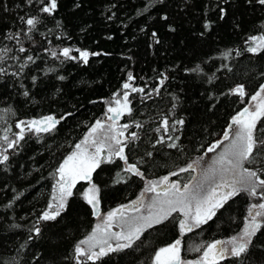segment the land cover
Listing matches in <instances>:
<instances>
[{
  "label": "trees",
  "instance_id": "obj_1",
  "mask_svg": "<svg viewBox=\"0 0 264 264\" xmlns=\"http://www.w3.org/2000/svg\"><path fill=\"white\" fill-rule=\"evenodd\" d=\"M21 2L22 0H7L9 10L6 11L3 7L5 0H0V48L13 49L8 53L9 57L16 56L18 49L14 41L4 38L3 31L6 28L15 31L22 27L17 15L23 16L33 11L27 5L23 8L15 7ZM142 2L143 0H119V11L112 8L111 11L115 12L116 16L108 20L105 18V9L110 7L109 0H84L80 10L71 7V0H61L62 6L57 16L45 20L44 26H40L39 31L34 33L38 43L30 45V42L24 41L28 48L27 54L37 55L35 63L25 68L22 77L16 78L9 73L0 81V137L6 134L4 129L9 128L8 135L11 138V133L18 130L15 123L18 119L44 115L50 111L60 113L66 108L65 100H68V110H72L70 106L79 101L78 110L72 117L57 125L56 133L44 134L43 139L35 135L26 136L19 153L8 149L12 154L9 165L11 171H6L0 166V224L7 221L4 228H0V239L6 240L12 250L0 247V259L7 261L18 250L25 264H35V261L31 260L34 252L43 255L39 264H52L53 256L57 264H75V261L70 259L75 242L96 223V217L90 215V206L79 197L75 199L65 218L67 228L57 229L56 236L45 231L44 236L36 238L30 247L20 249L19 244L27 243L29 222L34 223L33 216L44 207L46 198L50 196L51 177L47 176L49 165L71 150L72 144L87 130L88 122L106 110L104 101L97 97H110L126 78L127 70H131L137 77L138 84L152 85L156 83L155 77L162 72H167L169 76L159 96L154 95L153 99L146 100L143 106L134 101L133 115H126L121 120L125 122L126 119H136L144 123L143 129H137L134 125L129 128V131H139L141 136L136 142L138 150L133 151L131 157L152 150L150 142L161 134L155 131L159 124V114L171 116L172 105L176 104L175 115L186 117L181 138L187 146L185 154L180 155L175 150L168 149L166 144L156 145L155 160L145 167L149 179L166 174L168 170H172L174 164L182 165L195 155L203 154V149L196 150L194 145L201 143L206 147L207 142L217 134H222L228 117L250 99V94L260 83H264V53H250L244 44L249 36L264 31V9L257 6L255 10H251L244 5V0H229L230 11L235 12L241 27L234 28V18L229 16L225 21H218L213 30H204L201 3L206 0H191L192 7L187 9L178 7L182 0H151L154 7H149L147 11L142 9ZM111 3L116 4L117 0H111ZM161 3L166 4L170 21H174L177 26L175 33L166 28L167 22L158 14ZM214 11L213 9L209 12L213 19ZM62 17L71 40L58 35L54 21H59ZM120 21H123V24ZM145 24L148 25L147 29L141 31ZM45 27L51 29L50 34L45 32ZM152 28L161 35V43H154L150 35ZM200 31H205L203 38L198 36ZM111 33L114 35L110 36ZM48 41H51V44ZM72 43L88 47L92 51L103 49V52L98 57H91L89 65H78L76 62L60 65L55 58L41 51L43 47ZM229 48L233 50L230 59L219 55ZM236 48L241 51L239 56L235 53ZM221 63L230 65V70L228 67L220 68ZM6 65L19 67L12 60L0 61V67ZM55 65L59 66L55 67L54 72L44 71L45 67ZM185 68L195 70L185 72ZM201 68L203 71L199 70ZM59 74L69 76V80L59 81ZM30 75L38 77L35 88L31 87ZM16 79H22L23 83L29 86L32 97L22 96L19 84L14 88L7 86ZM236 83H244L246 86L249 96H246L244 101L239 100L235 94H226L227 89ZM59 88L70 91L71 96L58 97L55 90ZM212 93H215V99ZM221 93L225 95L222 96ZM58 99L59 103L56 102ZM80 104L83 107H79ZM5 108L9 109L7 113H3ZM33 154L36 161L43 165V169L26 174V170L33 164ZM21 164L24 165L23 168L20 167ZM116 170V165L104 166V171L98 170L99 174L95 177L102 184L101 207L104 212L110 207H115L117 203L134 199L143 188L140 178L113 184ZM178 175L186 177L187 174ZM9 199L18 203L9 208ZM247 203V199L241 195L235 198V203L230 201L225 206L229 211L222 209L218 212L219 218L214 217L201 228L186 233L182 241V255L194 258L199 252L190 249L201 241L220 239L238 231L242 227V215L246 214ZM231 216L236 219H230ZM17 223L22 227H8ZM176 235L178 232L172 224L166 227L154 226L146 230L141 242H138V248L126 250L121 256L120 264H148V257L154 248L170 242Z\"/></svg>",
  "mask_w": 264,
  "mask_h": 264
},
{
  "label": "snow or ice",
  "instance_id": "obj_2",
  "mask_svg": "<svg viewBox=\"0 0 264 264\" xmlns=\"http://www.w3.org/2000/svg\"><path fill=\"white\" fill-rule=\"evenodd\" d=\"M83 4L84 0H71V7L74 9H82ZM109 4L110 7L105 9V18L112 20L116 13L111 9L116 8L119 11V0L116 4H112L109 0ZM25 5L33 11L23 16L17 15L22 27L15 31L6 28L2 33L5 39L15 42L18 54L9 57L8 53L13 49L0 48V61L12 60L19 67L14 68L11 65L0 67V81L9 73L16 78L22 77L25 68L35 63L38 57L35 54H27L28 48L24 41L30 42V45L37 44L34 33L39 31L40 26H44L45 20L55 18L62 6L61 0H22L15 7L23 8ZM244 5L251 10H255L257 6L264 9V0H244ZM3 7L6 11L9 10L7 0ZM141 7L147 11L149 7L154 6L151 5V0H143ZM178 7L184 9L192 7L191 0H182ZM213 9L215 19L209 15ZM158 14L167 22L166 28L175 33L177 26L174 21H170V12L166 4H160ZM229 16L234 18L233 27L240 28L241 22L235 12L230 11L229 0H206L201 3V21L204 30H213L218 21H225ZM63 20L62 17L59 21H54L58 35L71 40L72 37L65 30ZM120 22L123 24V21ZM68 23L70 24V21ZM147 27L148 25L145 24L141 31ZM45 32L50 34L51 29L45 27ZM41 35L43 36L44 33ZM150 35L154 43H161V35L155 28L150 30ZM198 36L203 38L205 31H200ZM48 43L51 44V41ZM244 44L250 53H264V31L249 36ZM41 51L55 58L60 65L68 62L89 65L90 58L100 56L103 49L92 51L88 47L72 43L43 47ZM232 52L233 50L229 48L219 55L230 59ZM235 53L239 56L240 49L236 48ZM57 66L59 65L45 67L44 71L54 72ZM225 67L229 70L231 68L230 65L220 64V68ZM194 70L184 69L185 72ZM199 70L203 71L202 68ZM29 78L32 82L31 87L35 88L38 82L37 75H30ZM57 79L61 82L68 81L69 76L59 74ZM136 80L137 77L133 72L127 70L126 78L110 97H97L104 101L106 110L88 122L87 130L72 144L71 150L66 151V154H62L54 164L49 165L47 176L51 177L50 196L46 198L44 207L33 216L34 223L29 222L27 243H20L19 248L30 247L35 243L36 238L44 236L45 231L56 236L57 229L67 228L68 225L64 223L65 218L73 202L79 197L90 206V215L96 217V223L75 242L70 257L75 264H120L121 256L126 250L138 248V242H141L146 230L154 226L166 227L168 224L176 228L178 235L170 242L154 248L148 257V264H264V83H260L250 94V99L228 117L222 134H217L207 142L206 147L201 143L194 145L196 150L203 149V154L195 155L182 165L174 164L172 170H168L166 174L149 179L145 167L155 160L156 145L166 144L168 149L175 150L180 155L185 154L187 146L181 138L186 117L175 115L176 104L172 105L171 116L159 114L157 117L159 124L155 131L161 134L150 142L152 150L131 157L130 154L138 150L136 142L141 136L139 131H129V128L134 125L137 129H143L144 123L136 119H126L123 123L121 120L126 115L128 117L133 115L134 101L143 106L146 100H152L154 95L159 96L169 76L167 72H162L155 77L156 83L152 85L138 84ZM16 84L20 85L22 96L32 97L29 86L24 84L22 79H16L7 86L14 88ZM226 94H235L241 101L249 96L244 83H236L229 87ZM55 95L61 98L70 97L71 92L59 88L55 90ZM211 95L215 99V93ZM174 99L178 100L179 97ZM56 102L59 103V99ZM94 102L90 101V103ZM64 103L66 108L60 113L50 111L44 115L16 120L18 130L11 133V138L8 135L10 129L5 128L6 134L0 137L2 140L0 166L6 171H11L9 165L12 154L8 149L19 153L24 146L22 141L26 136L35 135L43 139L44 134L56 133L57 125L66 118L72 117L78 110L79 101L70 106L72 110L67 108L68 100ZM79 107L83 105L80 104ZM8 111V108L3 109V113ZM208 153L212 155L208 157ZM31 159L33 164L26 170V174L43 169V165L36 161L35 154ZM108 165H116L117 168L115 178L112 179L113 184L127 183L140 178L143 188L134 199L117 203L115 207H110L104 212L101 207L102 184L95 177L99 174L98 170L104 171V166ZM20 167L23 168L24 165L21 164ZM181 173L187 174L186 178L178 175ZM241 195L248 201L246 214L242 215V227L232 235L201 241L190 249L199 252L194 258H186L182 255V241L185 234L201 228L214 217L219 218L218 212L222 209L229 211L225 206L230 201L235 203V198ZM14 203L18 201L9 199L8 207H13ZM230 219L235 220L236 217L231 216ZM4 224H7V221ZM4 224H0V228H4ZM8 227L19 229L22 226L17 223ZM0 247L8 251L12 250L3 239H0ZM40 259H43L40 252H34L31 256L35 264H39ZM0 264H25V261L20 258L17 250L7 261L0 259ZM52 264H57L54 256Z\"/></svg>",
  "mask_w": 264,
  "mask_h": 264
},
{
  "label": "rangeland",
  "instance_id": "obj_3",
  "mask_svg": "<svg viewBox=\"0 0 264 264\" xmlns=\"http://www.w3.org/2000/svg\"><path fill=\"white\" fill-rule=\"evenodd\" d=\"M122 122V121H121ZM123 123V122H122ZM212 155V153H210L209 155H208V157H210ZM207 159V158H206ZM185 176H187V175H185ZM184 178H186V177H184Z\"/></svg>",
  "mask_w": 264,
  "mask_h": 264
}]
</instances>
